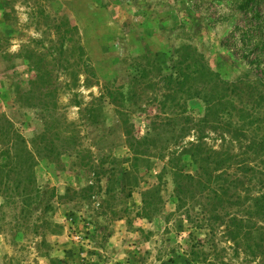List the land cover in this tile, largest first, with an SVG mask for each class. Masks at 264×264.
Segmentation results:
<instances>
[{
	"label": "rangeland",
	"instance_id": "374dc122",
	"mask_svg": "<svg viewBox=\"0 0 264 264\" xmlns=\"http://www.w3.org/2000/svg\"><path fill=\"white\" fill-rule=\"evenodd\" d=\"M210 1L0 0V119L7 117L28 141L46 132L61 153L58 159L43 158L36 168L41 195L32 213L21 214L20 202L5 204L0 196V264H199L201 255L200 261L192 257L193 248L218 262L264 264V258L244 251L236 255L220 234L217 248L212 246L203 226L200 186L191 187L184 195L187 205L179 208L166 165L170 156L181 157L187 172L195 173L189 157L180 153L203 134L197 125L206 109L202 99L183 98L181 105L163 108L166 86L160 74H170L181 53L201 56L226 81L264 83V36H241L258 24L253 22L257 10L244 13L223 0ZM258 11L264 14V7ZM257 40L262 45L255 49ZM79 46L86 64L80 63ZM29 55H36L34 61L44 58L54 71L55 96L29 94L38 76ZM118 87L132 89L133 134L152 136L149 160L139 162L135 176L126 161L130 150L123 121L107 97V89ZM93 106L101 109L96 124L89 113ZM262 110L258 137L264 134ZM174 117L172 125L155 134V124ZM205 132L211 136L205 139L208 146L222 148L215 132ZM253 135L248 133L245 144ZM245 144H225L241 160L228 172L241 176L243 161L246 169L255 168L257 177L252 180L250 171L244 181L251 188L247 194H259L264 162L254 160ZM151 190L161 201L155 202L150 219L141 218L145 193ZM47 204L51 209L43 211ZM45 220L61 230L51 233Z\"/></svg>",
	"mask_w": 264,
	"mask_h": 264
},
{
	"label": "trees",
	"instance_id": "16d2710c",
	"mask_svg": "<svg viewBox=\"0 0 264 264\" xmlns=\"http://www.w3.org/2000/svg\"><path fill=\"white\" fill-rule=\"evenodd\" d=\"M223 1L232 4L236 11L240 9L239 12L252 13L253 10H257L255 17L258 15L259 18H254L253 22L259 20L258 24L250 25L249 30L241 32V36L250 32H259L264 36V14L258 11L264 7V0ZM209 2L211 1L203 0V4ZM234 15L232 11L227 18L231 19ZM261 45L262 40H257L255 49ZM185 49L188 50L187 47ZM177 53L181 52L177 51ZM84 54V48L79 46L80 63L86 64ZM35 57L36 55H29L26 58L32 62ZM34 63L38 76L29 94L40 93L45 95V98L55 96L58 88L53 85L54 71L44 65L42 57ZM56 63L61 64L59 59H56ZM204 63L201 56L192 53L191 56L186 57L183 52L178 59L173 60L170 74L163 76L160 74L159 79V82L166 86L163 108H175L181 105L180 101L183 98H200L206 105L205 114L197 124L200 129L203 126V134L201 132L196 137V141L186 144L180 153V156L189 157L195 173L187 172L186 166L181 163V157L170 156L166 162L167 168L173 175L180 203L179 208L187 205L184 195L186 196L191 187L194 191V188L199 185L200 193L203 194V226L207 227L212 235L210 239L212 246L217 248L215 237L220 234L222 240L234 248L236 255L244 251L255 259L264 258V186L260 188L259 194H247L251 188L249 189L244 180L250 171L252 180L257 177L256 169H246L243 161L242 175L230 176L229 169L238 165L241 160L238 154L231 152L230 147L224 148L225 144L232 146L235 143L243 148L246 139L249 138L248 133L252 132L253 139L245 144L247 151L248 153L251 151L254 160L264 162V134L261 137L257 136V133L262 131L263 120H260L258 115L263 111L264 106V83L254 84L248 80L244 83L242 79L229 82ZM158 69L161 72V66H158ZM64 70H68V66ZM72 73L77 80V73L74 71ZM139 77L146 78L147 75L141 73ZM199 82L202 86L197 87ZM130 91L125 92L123 87L107 89V97L116 104L117 113L123 121L125 127L123 135L130 150L126 161L132 175L135 176L139 169V162L147 158L149 160L148 146L152 145L150 143L152 136L149 133L143 138H138L133 134L134 125L130 123L131 110L128 108L133 94ZM44 105L49 111L50 103L45 102ZM100 110L98 107H90L89 113L93 124L99 122L98 111ZM172 122H175V117L167 118L161 124H155L153 128L157 131L155 134L160 135V130L172 125ZM207 128L217 134L216 139L223 143L222 148L216 149L207 145L205 139L211 137L205 132ZM56 148L54 140L51 141L46 132L28 141L14 128V124L7 117L0 119V196L5 198V204L20 202L21 214L32 213V207L39 203L41 195L40 189L36 186V168L43 158L58 159L61 153L57 152ZM261 173H264V170ZM109 181H113L112 176L109 177ZM112 189L113 187L107 194H110ZM155 193L157 190L145 193L142 211L138 213L141 218L150 219L155 210V202L161 201V198L155 200V196L150 195ZM147 195L154 196V200ZM234 207L237 209L234 210ZM49 209L51 205L47 204L43 211ZM43 223L53 228L51 233H57L54 228L59 231L62 228L60 224L49 220ZM199 254L201 255L199 264H229L223 260L215 261L205 251L197 252L193 248L191 256L197 261H200Z\"/></svg>",
	"mask_w": 264,
	"mask_h": 264
}]
</instances>
